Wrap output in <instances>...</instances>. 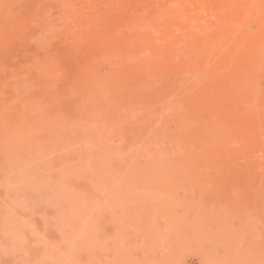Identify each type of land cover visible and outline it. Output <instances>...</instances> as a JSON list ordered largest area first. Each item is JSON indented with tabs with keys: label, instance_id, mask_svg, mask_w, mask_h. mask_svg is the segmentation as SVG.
<instances>
[{
	"label": "rangeland",
	"instance_id": "obj_1",
	"mask_svg": "<svg viewBox=\"0 0 264 264\" xmlns=\"http://www.w3.org/2000/svg\"><path fill=\"white\" fill-rule=\"evenodd\" d=\"M9 1L20 36L1 53L0 79L17 86L23 124L9 131L10 164L0 153V264H204L207 256L224 262L225 242L206 246L194 238V222L226 213L231 230L246 218L264 226V208L223 207L221 189H202L191 178H179L170 193L166 161L180 157L167 150L179 134L176 97L169 99L167 91L179 72L166 68L169 54L143 60L147 78L134 96L117 85V68L105 57L95 63L98 77L91 81L99 97L79 94L80 58L65 47L72 21L62 22L60 1ZM115 1L96 6H115L108 12L113 18L124 5ZM136 2L137 10L146 9L143 0ZM46 57L55 59L49 72ZM249 150L232 148L241 156ZM78 222H87L91 232L84 227L78 236ZM90 237L89 257L77 249Z\"/></svg>",
	"mask_w": 264,
	"mask_h": 264
},
{
	"label": "bare ground",
	"instance_id": "obj_2",
	"mask_svg": "<svg viewBox=\"0 0 264 264\" xmlns=\"http://www.w3.org/2000/svg\"><path fill=\"white\" fill-rule=\"evenodd\" d=\"M59 1L64 10L62 22L72 21L65 47L71 57L80 58L76 70L79 94L99 97V88L91 81L98 77L95 63L104 57L117 68V85H124L134 96L144 89L145 60H158L163 53L171 56L166 68L174 66L179 73L167 91L169 99L176 97L172 110L178 115L179 134L167 150L180 161H166L164 177L170 193L179 178L188 177L202 189H221L223 207L264 208V0H143L145 10L136 9L137 0H119L123 8L121 4L110 19L108 12L115 11L113 1L111 6L106 4L110 0ZM10 2L0 0V56L20 36L18 16L8 9ZM97 2L106 3L97 8ZM77 6L87 10L80 12ZM55 59H43L48 72ZM130 73L133 76L126 78ZM9 87L1 78L0 153L10 164L14 155L9 131L23 124L19 118L23 107L16 85L10 87L13 96L7 97ZM235 146L251 151L241 156L232 151ZM225 214L191 226L194 238L205 244L225 242L224 248L228 247L224 262L207 256L204 264H264L263 223L243 216L246 219L239 229L231 230ZM221 218L225 222L220 223ZM78 223V236H83L84 227L91 232L87 222ZM90 241H83L77 249L89 257L94 253V240ZM66 246L75 249L73 242Z\"/></svg>",
	"mask_w": 264,
	"mask_h": 264
}]
</instances>
